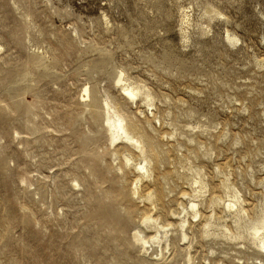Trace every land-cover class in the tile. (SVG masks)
I'll return each instance as SVG.
<instances>
[{"label":"rangeland","instance_id":"374dc122","mask_svg":"<svg viewBox=\"0 0 264 264\" xmlns=\"http://www.w3.org/2000/svg\"><path fill=\"white\" fill-rule=\"evenodd\" d=\"M184 3L194 20L210 4L230 21L216 20L201 36L180 30L175 0H0V264H151V251L142 255L132 240L144 212L130 197L134 176L117 172L99 118L77 105L85 85L95 103L104 93L120 102V69L163 101L160 133L173 134L168 145L154 140L157 159L147 154L155 160L148 188L160 193L162 220L183 189L172 176L177 151L205 170L211 192L216 164L231 173L249 214L257 212L264 202V64L255 61L264 59V0ZM227 29L239 48L225 40ZM217 124L229 130L225 139L204 132L187 142L190 130ZM199 143L215 155L203 157ZM198 238L194 264L261 259Z\"/></svg>","mask_w":264,"mask_h":264},{"label":"bare ground","instance_id":"6f19581e","mask_svg":"<svg viewBox=\"0 0 264 264\" xmlns=\"http://www.w3.org/2000/svg\"><path fill=\"white\" fill-rule=\"evenodd\" d=\"M184 1L175 0L181 10L179 28L183 34L196 29L201 36H207L212 33V25L216 20L230 21L219 9L210 4L205 5L198 20H194L192 7L187 6ZM224 38L232 48H239L240 39L234 32L227 29ZM2 49L3 47L0 46V53ZM255 62L261 67L264 59L257 58ZM114 87L118 89L122 103L107 93H104L95 103L91 98V87L85 85L78 96L77 105L80 106L83 114L88 113L92 117L99 118L101 135L109 146L108 155L118 162L117 172L121 173L122 177L126 176L127 172H131L134 176L129 191L130 197L140 201L139 204H142L144 209L141 217L142 227L139 225L140 227L132 236L133 244L138 247L139 253L145 256L151 251L149 255L151 264H172L174 258H181V264H194L197 253L195 245H199L198 236H200L201 239L205 238L211 242H224L232 250L249 249L261 257V259L257 258V263L264 264V202L258 205V210L256 209L257 212L252 217L246 208L247 201L233 183L232 174L227 175L217 164L215 168L218 184L217 193H215L211 192L212 188L205 170L201 166L189 163L187 158L177 151L176 160L174 159L172 163V176L183 189L176 200L177 209H170V214L168 213L170 219L162 220L161 215L164 214L158 213L161 210L158 205L161 200L158 197L160 193L157 195L155 189L148 188L155 170L154 167L150 169V165L155 160H151L147 154L153 153L154 159H157V154L154 153L157 149L154 140L158 139L157 142L167 144L173 134L169 136L170 134L164 131L160 133L165 119L158 116L160 112L157 102L159 100L147 85L134 81L120 69L117 72ZM170 101L169 99V103ZM236 103L235 101V105ZM140 104L147 108L149 114L138 108ZM128 105L135 106V112H126L123 107L127 108ZM247 111L246 108L244 112ZM222 127L217 124L213 131H204L202 130L204 126H201L196 128L198 131L193 132L194 128L190 130L187 142L189 144L194 142V138L204 132H210V136L218 142L229 134V130L224 133ZM205 128L207 129L206 126ZM15 134L19 136V133ZM182 135H184L183 130L180 133V136ZM193 135L196 136L193 138ZM239 140L240 137L237 141ZM199 146L205 148L203 157L212 158V155H215L213 149L208 150L206 144L199 143ZM25 182L28 181H23L24 184ZM71 185L74 190L80 187V183L76 180ZM262 185L264 187V181ZM144 188L147 189L146 192L142 191ZM206 261L211 264L209 260ZM234 263L231 261V264Z\"/></svg>","mask_w":264,"mask_h":264}]
</instances>
